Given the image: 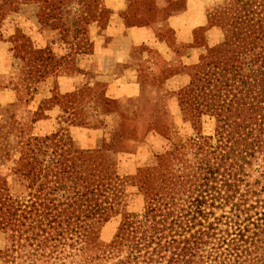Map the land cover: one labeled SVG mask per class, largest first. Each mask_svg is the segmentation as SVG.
Wrapping results in <instances>:
<instances>
[{"label":"rangeland","instance_id":"374dc122","mask_svg":"<svg viewBox=\"0 0 264 264\" xmlns=\"http://www.w3.org/2000/svg\"><path fill=\"white\" fill-rule=\"evenodd\" d=\"M123 1L130 2L133 12L129 16L123 12V25L147 22L148 0ZM100 4V0H0V264H82L84 253L77 252L74 234L54 237L43 226L52 219H66L54 215L68 203L72 176L63 173L55 184L57 169L71 165L70 171L90 169L108 175L109 183L103 180L97 189L111 202L112 212L105 210L98 216L99 211L76 222L83 241L94 249L113 240L122 214L142 212L144 188L158 197L168 181L186 173L187 166L194 169L197 147L213 149L217 144L215 122L207 114L196 122L180 94L226 34L238 33L240 21L254 23L260 15L255 0H209L206 26L221 34L217 44L206 46L203 30H195L192 45L205 46L198 62L165 68L143 80L137 97L111 99L102 82L80 85L83 73L95 72L90 47L102 35L93 22L98 15L102 24L108 21V10ZM159 16L152 13L149 21ZM233 20L236 25L230 23ZM258 46L259 42H252L250 56L260 51ZM154 52L150 50L151 58ZM180 71L186 75L184 86L180 79L165 85L167 77ZM86 157L89 160L82 162ZM90 160L94 162L88 165ZM24 162L30 164L31 173L24 171L28 167L20 168ZM240 164L237 190L244 195L240 207L250 209V219L246 222L242 217L240 224L246 226L255 222L256 212L264 210V155L255 154ZM155 173L163 175L162 181L151 179ZM144 176L149 177L143 181ZM193 189L174 188L182 196L175 202L182 203L191 192L194 197ZM101 200L98 204L106 208L108 202ZM229 210V205H223L212 212L217 217ZM44 213H48L45 218ZM41 242H46L45 248Z\"/></svg>","mask_w":264,"mask_h":264},{"label":"trees","instance_id":"16d2710c","mask_svg":"<svg viewBox=\"0 0 264 264\" xmlns=\"http://www.w3.org/2000/svg\"><path fill=\"white\" fill-rule=\"evenodd\" d=\"M255 2L260 14L257 20L240 21L238 33L226 34L222 45L197 66L180 94L181 103L196 122L202 114L214 118L215 148L198 146L194 169L187 166L186 173L168 181L160 196L155 197L151 189L144 188L142 212L122 214L109 244L102 249L88 246L76 223L80 217H93L99 211L102 213L98 216L105 210L112 212L111 202L97 189L102 186L101 181L109 183L108 175L99 176L90 169L70 171L71 165L66 170L57 169L53 175L55 184L63 173L72 176L71 195L66 207L54 215L66 219H52L43 226L51 229L54 237L74 234L77 252L84 253L82 264H103L108 259H115L112 264H264V210L256 212L255 222L242 226L240 220L250 219V209L240 207L244 195L237 190L240 163L255 154L264 155V0ZM237 22L230 21L234 25ZM252 42L260 43V51L250 56L248 47ZM88 160L86 157L82 162ZM93 162L90 160L88 165ZM22 167H28L24 171L31 173L30 164L24 162ZM148 177L144 176L143 181ZM150 177L161 181L164 178L159 173ZM216 183L218 189L213 187ZM184 185L194 187V197L191 192L182 203L175 202L181 201L182 196L174 188ZM100 198L101 203L108 202L106 208L98 204ZM223 205H229V212L213 216L212 210ZM47 215L44 213V218ZM50 223H55V227H50ZM7 225L13 231L11 223ZM52 239L55 238L48 240ZM46 242H41V246L45 248Z\"/></svg>","mask_w":264,"mask_h":264},{"label":"crops","instance_id":"0c3cea01","mask_svg":"<svg viewBox=\"0 0 264 264\" xmlns=\"http://www.w3.org/2000/svg\"><path fill=\"white\" fill-rule=\"evenodd\" d=\"M100 1L103 10H108V21L102 24L98 15L93 22L94 28L95 23L98 25L96 31L102 35L90 47L95 72L83 73L80 85L90 81L102 82L105 95L111 99L137 97L143 80L158 76L165 68L179 69L198 62L205 46L192 45L195 30H203L208 47L217 44L221 36L217 28L206 26L205 8L209 0H148L147 22L134 26L123 25V12L126 16L133 14L129 1ZM152 13L155 16L160 13V16L149 21ZM151 49L155 51L154 58L149 53ZM179 79L184 86V71L167 77L164 83L167 85Z\"/></svg>","mask_w":264,"mask_h":264}]
</instances>
